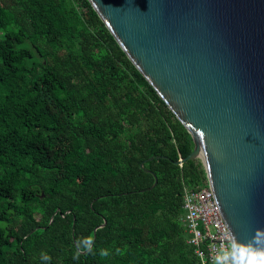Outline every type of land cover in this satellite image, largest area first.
Listing matches in <instances>:
<instances>
[{"label":"trees","instance_id":"trees-1","mask_svg":"<svg viewBox=\"0 0 264 264\" xmlns=\"http://www.w3.org/2000/svg\"><path fill=\"white\" fill-rule=\"evenodd\" d=\"M193 148L88 0H0V264H200Z\"/></svg>","mask_w":264,"mask_h":264},{"label":"water","instance_id":"water-1","mask_svg":"<svg viewBox=\"0 0 264 264\" xmlns=\"http://www.w3.org/2000/svg\"><path fill=\"white\" fill-rule=\"evenodd\" d=\"M88 1L192 138L233 264L264 249V0Z\"/></svg>","mask_w":264,"mask_h":264},{"label":"built area","instance_id":"built-area-1","mask_svg":"<svg viewBox=\"0 0 264 264\" xmlns=\"http://www.w3.org/2000/svg\"><path fill=\"white\" fill-rule=\"evenodd\" d=\"M182 195L187 243L194 248L199 263L233 264L230 236L208 183L183 186Z\"/></svg>","mask_w":264,"mask_h":264},{"label":"clouds","instance_id":"clouds-1","mask_svg":"<svg viewBox=\"0 0 264 264\" xmlns=\"http://www.w3.org/2000/svg\"><path fill=\"white\" fill-rule=\"evenodd\" d=\"M87 243L83 249L77 251L74 255V258H78L81 251L92 252L91 244L92 240L86 239ZM102 256H107L108 251L102 250ZM42 259L50 260V257L47 254H42ZM238 264H264V249H253L249 247H244L240 249L239 256L237 257Z\"/></svg>","mask_w":264,"mask_h":264}]
</instances>
